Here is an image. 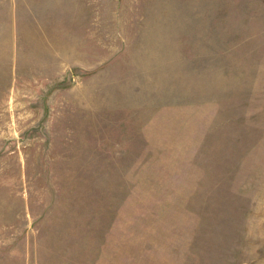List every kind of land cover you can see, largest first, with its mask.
Wrapping results in <instances>:
<instances>
[{
  "label": "rangeland",
  "instance_id": "1",
  "mask_svg": "<svg viewBox=\"0 0 264 264\" xmlns=\"http://www.w3.org/2000/svg\"><path fill=\"white\" fill-rule=\"evenodd\" d=\"M80 1L0 22V264H264V0Z\"/></svg>",
  "mask_w": 264,
  "mask_h": 264
},
{
  "label": "crops",
  "instance_id": "2",
  "mask_svg": "<svg viewBox=\"0 0 264 264\" xmlns=\"http://www.w3.org/2000/svg\"><path fill=\"white\" fill-rule=\"evenodd\" d=\"M152 0H142L140 2V8L139 6H134L132 12L136 15H146L144 17L143 23L140 25L138 24V21H141V17H134V22L132 23V28H134V44L136 45H185V0H163L166 1L167 4H170L169 6H165V8H159L154 4L152 6L151 4ZM180 3L181 8L175 4ZM81 4V1L78 0V3L75 7L76 10L80 11L82 10V7H78ZM14 5L15 0H0V22H7L9 29L12 27V29H15L11 23H9L10 20H13L14 17ZM26 7L30 9L31 16L34 17V22H38V17L32 12L31 6L29 4H26ZM178 8V9H170V8ZM155 8V11H152V9ZM163 9V10H160ZM74 10V8H73ZM29 11V10H28ZM169 11H173L174 13H168ZM82 12V11H80ZM72 13H77L76 11H72ZM88 14V17L85 15ZM84 14V20L85 23H92L96 16L95 11L90 10L89 12H85ZM53 20L54 18L51 17ZM143 20V18H142ZM54 22H58V19L56 18ZM10 24V25H9ZM31 24V23H30ZM32 27L38 29V27L34 26ZM38 25V23H36ZM81 24H78L74 33L76 34L78 27ZM213 28V27H212ZM85 30H87L86 27H84ZM145 30H148L145 31ZM141 31V32H140ZM144 31V33H143ZM158 31L165 32V36L168 41L166 42H159V41H152L154 37V33H157ZM153 36V37H152ZM143 40V41H141ZM78 43V42H77ZM77 43H73L74 45H77ZM14 45L13 43H11ZM100 44V43H99Z\"/></svg>",
  "mask_w": 264,
  "mask_h": 264
}]
</instances>
